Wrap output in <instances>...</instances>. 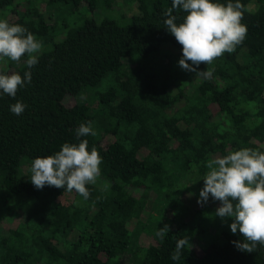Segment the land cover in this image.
I'll return each mask as SVG.
<instances>
[{
	"label": "trees",
	"instance_id": "16d2710c",
	"mask_svg": "<svg viewBox=\"0 0 264 264\" xmlns=\"http://www.w3.org/2000/svg\"><path fill=\"white\" fill-rule=\"evenodd\" d=\"M128 1L136 8L129 16L116 12L117 0H0V19L26 27L44 45L31 83L15 98L0 93V218L15 205L25 212L0 233V264H133L134 256H142L137 264H264V246L251 253L235 246L243 237L231 232L230 218L215 215L218 201L209 197L187 218L181 200L182 188L200 199L211 159L244 147L264 151V0H241L247 36L233 53L199 65L212 71L209 79L179 66L182 46L164 24L172 0ZM59 7L65 16H92L74 24L64 17L54 41ZM173 14L178 23L185 15ZM166 46L178 61L159 66ZM26 59L15 62L22 77ZM17 101L27 105L20 116L10 111ZM88 121L97 134L80 139L102 157L98 178L107 190L90 184L84 200L62 188H35L31 162L79 143L75 129ZM185 178L194 183L184 186ZM150 192L169 213L163 240L148 231L154 221L143 219ZM212 215L219 234L196 244ZM183 237L191 248L173 261Z\"/></svg>",
	"mask_w": 264,
	"mask_h": 264
},
{
	"label": "clouds",
	"instance_id": "9594fccd",
	"mask_svg": "<svg viewBox=\"0 0 264 264\" xmlns=\"http://www.w3.org/2000/svg\"><path fill=\"white\" fill-rule=\"evenodd\" d=\"M174 10L185 13L179 23ZM164 16L165 27L182 46L180 68L196 73V78H211L212 71H198L199 65H210L225 53H233L247 36V26L242 23L244 5L241 0H172ZM43 47L42 40L26 27L0 19V62L19 63L26 56L29 69L23 77L17 72L0 71V93L15 98L21 87L31 83V69L37 65ZM26 107L22 101H17L10 105V111L20 116ZM75 132L79 143H64L54 155L37 157L31 162L30 181L37 189L46 185L62 188L88 200L91 195L88 185L97 183L103 161L95 146L89 150L88 140L80 139L97 134L92 122L81 123ZM206 167L197 203L203 206L209 197L220 202L215 215L233 221L231 232L243 237L242 241H233L239 250L251 253L258 245L264 246V151L240 148L211 159ZM108 187L105 183L104 190ZM169 231V226L165 225L156 236L163 240ZM186 247L191 248V245L188 238L183 237L177 242L171 259L180 261Z\"/></svg>",
	"mask_w": 264,
	"mask_h": 264
},
{
	"label": "rangeland",
	"instance_id": "374dc122",
	"mask_svg": "<svg viewBox=\"0 0 264 264\" xmlns=\"http://www.w3.org/2000/svg\"><path fill=\"white\" fill-rule=\"evenodd\" d=\"M117 1L121 2V0H117ZM120 4H121L120 6L116 7V12L120 11L125 16H129L131 13L136 11V8L134 7V5L130 4L128 0L123 1ZM24 6H25V3H24ZM65 15H67V12L64 11L63 8H60V7L56 8L54 16H56V18H57V22H56L57 25L55 27L56 35L53 37L54 41H58L62 38V33H63V29H62L63 22L62 21H63V19H66L64 17H67L69 19L68 22L70 24H74V23H79L81 21V19L86 17V16L87 17L92 16L91 13L83 12L82 10H79L78 13L73 14V15L72 14L69 16H65ZM43 49H44V47H43ZM175 53L176 52L171 47L166 46L163 49V52L159 54V56L156 60L158 65L159 66H166L167 64H169V61L171 59H174L175 62L178 61V59L175 58ZM18 64L19 63H17V65ZM0 65L2 67L7 68L10 72H15L16 66H17V65H15V62L7 61V60L4 62H0ZM194 81H196V79H194ZM65 103L71 104V103H73V99H71V98L68 100L66 99ZM23 171H26V165L23 166ZM181 182L184 186L189 187L194 183V180H192L191 178H185ZM105 183H107L105 180L98 178L96 185L104 188ZM182 191H183V193L181 194V200H183V202H185V204L187 205V208H188L187 218H189V216L193 213V211L200 207V204L197 203L198 200L192 191L185 190L183 188H182ZM156 197H157V195L155 192H150L148 194L147 204H146V207L143 211V216H144L143 219H144L146 224L149 223V220L154 221L153 222L154 224L149 227L148 231H150V233L157 232L156 227L158 226V224L161 225V227L168 225V223L165 221V219H162L163 217L167 218L168 214H169V213L166 214L165 209H163V206H165V202L162 199L160 201H157ZM156 201H157V208L155 205ZM217 205H218V207L220 206L219 201H218ZM11 206H13V204ZM155 210L157 212H155ZM24 217H25V212L22 210V208L18 205L13 206L12 210L9 212V216L5 214V216L3 218H0V233L6 234L7 229L9 228L12 221H20V220H23ZM216 220L220 221L219 218L214 217L212 215L211 222L207 225L202 238L195 241L196 244H199V243L200 244H206V242H208L212 237L217 236L219 234L220 227L217 226ZM148 231H146V233ZM71 238H73V236H71ZM195 247H197V245ZM141 257L140 256H134L133 264H137L139 262V260L141 259ZM118 262H119V259L113 258L112 260H110V262L108 264H119ZM122 264H130V263L127 262V263H122Z\"/></svg>",
	"mask_w": 264,
	"mask_h": 264
}]
</instances>
